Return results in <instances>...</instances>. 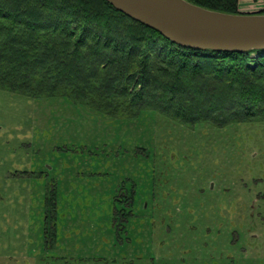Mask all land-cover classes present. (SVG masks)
Returning a JSON list of instances; mask_svg holds the SVG:
<instances>
[{
    "label": "rangeland",
    "instance_id": "rangeland-1",
    "mask_svg": "<svg viewBox=\"0 0 264 264\" xmlns=\"http://www.w3.org/2000/svg\"><path fill=\"white\" fill-rule=\"evenodd\" d=\"M0 264H264V122L111 118L0 89Z\"/></svg>",
    "mask_w": 264,
    "mask_h": 264
},
{
    "label": "trees",
    "instance_id": "trees-1",
    "mask_svg": "<svg viewBox=\"0 0 264 264\" xmlns=\"http://www.w3.org/2000/svg\"><path fill=\"white\" fill-rule=\"evenodd\" d=\"M186 1L240 13L238 0ZM0 89L111 118L153 111L227 128L264 122V49L186 48L105 0H0ZM134 191L114 199L117 231L131 219Z\"/></svg>",
    "mask_w": 264,
    "mask_h": 264
},
{
    "label": "water",
    "instance_id": "water-1",
    "mask_svg": "<svg viewBox=\"0 0 264 264\" xmlns=\"http://www.w3.org/2000/svg\"><path fill=\"white\" fill-rule=\"evenodd\" d=\"M105 1L186 48L237 53L264 49V14L219 12L186 0Z\"/></svg>",
    "mask_w": 264,
    "mask_h": 264
},
{
    "label": "crops",
    "instance_id": "crops-1",
    "mask_svg": "<svg viewBox=\"0 0 264 264\" xmlns=\"http://www.w3.org/2000/svg\"><path fill=\"white\" fill-rule=\"evenodd\" d=\"M240 1H241V0H239V3H240ZM242 1H244L246 4H250V5H251L252 3H254V0H242ZM257 1H259V0H256V2H257ZM250 2H252V3H250ZM251 6H252V5H251Z\"/></svg>",
    "mask_w": 264,
    "mask_h": 264
}]
</instances>
